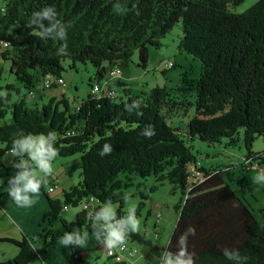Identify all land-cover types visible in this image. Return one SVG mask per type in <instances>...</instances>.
<instances>
[{
  "label": "trees",
  "instance_id": "1",
  "mask_svg": "<svg viewBox=\"0 0 264 264\" xmlns=\"http://www.w3.org/2000/svg\"><path fill=\"white\" fill-rule=\"evenodd\" d=\"M242 1L0 0V58L10 60V73L20 84H0V92H7L6 100L0 98V142L4 144L0 167L13 140L28 133L55 131L57 157H81L80 182L63 190V200L45 193L50 206L43 220L51 224L61 218L65 206H78L89 196L98 201L95 210L111 198L120 204L117 211L123 216V193L132 185V175L143 179L154 175L158 182L167 180L185 194L165 248L175 250L177 238L194 225L196 235L189 236L188 248L195 253V264H234L224 257V247L239 249L248 257L245 264H264V223L227 182V176L232 178L229 167L200 166L203 176L197 181H191L190 173V166L200 162L189 141L219 144L228 138L234 144L241 129L245 164L250 168L264 164V153L252 150L256 138L264 135V0L238 13L233 8ZM117 3L126 11L118 12ZM49 6L67 25V47L60 55L57 49L63 40L42 38L37 26H29L32 14ZM179 22V49L201 63L197 79L186 73L176 89L157 85L139 95L132 94L126 83L113 80V86L124 87L125 98L115 90V98L91 92L75 106L65 96H52L41 108L28 105L31 88L46 75L62 77L65 58L72 67L90 62L99 84L114 67L128 65L135 51L138 65L146 68L149 47H159L160 39ZM133 101L140 102L142 115L125 109ZM190 108L193 114L182 126ZM149 124L155 128L150 139L141 135ZM106 143L112 151L101 156ZM75 223L91 230L92 221L84 210L77 213ZM40 235L44 245L38 251L33 238H3L20 250L0 264H31L34 255L56 244L57 235L50 228ZM127 239L149 246L160 261L161 250L151 238L138 231ZM69 262L91 264L74 248Z\"/></svg>",
  "mask_w": 264,
  "mask_h": 264
},
{
  "label": "rangeland",
  "instance_id": "2",
  "mask_svg": "<svg viewBox=\"0 0 264 264\" xmlns=\"http://www.w3.org/2000/svg\"><path fill=\"white\" fill-rule=\"evenodd\" d=\"M257 1L259 0H243L239 5H235L233 9L238 13H241L248 10ZM181 30L182 24L179 22L175 24L174 28L170 30L165 37L160 39L161 44L159 47H149V59L146 68L138 65L139 52L135 51L131 62H129L128 65L120 67V73L117 74L116 81L118 80L119 82L126 83L132 94L139 95L142 92L148 93L150 89L157 85L176 89L181 84V79L186 73L190 79H197L201 75V63L198 58L179 49L178 45L180 44L182 35ZM170 60L174 62V66L165 67L164 62ZM62 63L65 69L61 72V75L66 80L67 87L58 86L56 88L51 87L43 89L41 84L37 83L36 86L31 88L34 95L30 96L29 94L27 101L28 105H38L41 108L43 104L48 103L52 96L57 99L65 96L73 106L78 102H81L83 99H87L88 95L92 92V85L97 83L96 68L90 62L86 64L83 62H76L75 67H72V61L69 58H65ZM10 70V60L0 58V84L6 85L9 83L19 86L20 84L15 80L10 73ZM104 82L105 81H101L100 84H104ZM111 84L114 83L111 81ZM114 87L117 93L120 96L123 95L125 98L124 87L121 85H114ZM192 114L193 108H190L186 118L182 120V126H184V122L189 120V116L191 117ZM242 137L243 130L241 129L236 137L237 141L234 144L229 143L228 138H223L219 144H208L198 139L189 141V144L192 146L191 152L197 157L202 168L210 169L215 166L219 168L229 167L232 171L233 179L227 176V182L233 190L244 196L243 198L246 203L253 209L255 217L264 223V214H262L263 212L261 211L264 209V184L253 183V177L257 175L259 170L264 169V164L252 168L245 164V154L247 149L244 146ZM3 145L4 144L0 142V148ZM252 150L254 152L264 153L263 134L256 138ZM16 160H18V158L12 157L10 151H6L3 154L1 160L3 166L2 168L0 167V171H2V174L0 175V188L3 184L5 187L7 186L8 174H15L16 170L12 165ZM80 162V154L71 157H56L53 161V175L48 177V183L42 186L39 196L34 197L36 203L31 207H20L12 200L15 206H17L16 208H18L24 216L26 214L30 215V213L34 216L35 214H41L44 210L43 208L47 206V203L45 202L47 201V196L45 193L51 196V198L54 196L55 198L63 200V195L61 193L63 183L77 185L80 182ZM60 171L61 174L59 177ZM123 177L125 178L124 175ZM132 177V185L124 189L123 196L125 193L129 194L131 199L128 201V205H137L136 214L140 220V233L151 238L155 245L160 247L162 252L166 247L168 240H170L175 225L177 224L180 210L179 206L182 205L185 194L180 187L172 185V183L167 180L162 183L158 182L157 177L154 175L149 176L146 179H143L138 175H132ZM53 184L56 185H54L56 189L54 192H49V187ZM114 204L117 206V209L120 208L119 203ZM5 206L8 208L7 203ZM81 207V204H79L78 206H70L67 209L63 208L60 213L61 218L53 221L51 225L48 221L46 229L50 228V230L57 235V241L63 236L65 231H72L74 227L88 230L86 226H80L75 223L76 215L81 210ZM125 207L126 204L124 201V208H122V210L125 211ZM45 211L42 212V216L45 214ZM0 215L2 218L0 220V231L5 230V232L12 231L16 233L18 229H20L19 225L22 223L21 220L18 222L20 224L14 225L9 223L6 218L3 219V206L1 204ZM9 218L10 220L13 219L11 215ZM64 220L66 221V224L63 223ZM30 221L28 222L32 223L34 220ZM13 222L15 223L14 220ZM88 231L91 233L92 230ZM156 232L159 233V238H155ZM42 233L43 231L39 230L32 235H24L23 237L29 239L33 238L34 248L38 251L36 248H41L44 245V237L40 235ZM57 241L56 250H59L62 245ZM126 243H132L137 246L139 252L132 259L120 262V264H151L149 259L153 258L155 253L152 252L149 246L140 244L139 241L131 242L129 239H126ZM49 247L42 254L45 253V255L51 259L50 254H52L54 250H49ZM73 248L80 253L82 257L90 261L91 264H104L105 262L116 264L115 261L118 259H109L107 254L108 249L95 240H90L86 248ZM19 250L20 247L12 242L5 240L2 242L0 241V261H8L14 258ZM41 259L45 262L44 256L42 257L38 254L34 255L31 264H41Z\"/></svg>",
  "mask_w": 264,
  "mask_h": 264
},
{
  "label": "clouds",
  "instance_id": "3",
  "mask_svg": "<svg viewBox=\"0 0 264 264\" xmlns=\"http://www.w3.org/2000/svg\"><path fill=\"white\" fill-rule=\"evenodd\" d=\"M118 12L126 11L119 3L115 5ZM47 21V25L44 23ZM37 26L38 33L42 38L51 37L63 40L65 43L57 49V54H63L67 47V25L58 18L56 9L52 6L45 7L32 14L29 26ZM0 98L7 99V92H0ZM141 104L133 101L126 104L125 109L131 113L142 115L139 111ZM73 133H69L71 135ZM141 135L151 138L155 135L153 125H147ZM58 137L55 131L47 133H28L20 134L13 140L10 155L18 158L13 163L15 174L8 179V195L20 207H31L38 197L41 187L48 183V177L53 175V161L59 155L55 147ZM112 146L104 144L100 155L110 154ZM253 183L264 184V169L259 170L253 177ZM126 207L123 216L118 215L117 206L111 198H108L98 208L89 213L92 221L91 233L74 227L72 231H65L63 236L58 239V243L65 248L80 247L86 248L90 240H95L109 251L116 249L126 242L130 233L140 230V220L137 217V205H128L130 195L125 193L123 197ZM196 235V227L189 225L177 238L176 248H165L161 252L159 264H195V253L188 248L189 236ZM31 245V241L29 242ZM223 255L226 259L233 261L234 264H245L247 256H242L239 249L224 247ZM41 264L45 262L41 259Z\"/></svg>",
  "mask_w": 264,
  "mask_h": 264
},
{
  "label": "crops",
  "instance_id": "4",
  "mask_svg": "<svg viewBox=\"0 0 264 264\" xmlns=\"http://www.w3.org/2000/svg\"><path fill=\"white\" fill-rule=\"evenodd\" d=\"M1 174H2V171H0V175ZM60 174H61V171L59 172V177H60ZM7 176H8V179H9L12 175L8 174ZM5 184H6V182H5ZM53 185H55V184H53ZM72 186H73V184H65V183H63V185H62V192H63L64 189L69 190ZM7 192H8V184H7L6 187L3 184L1 186V188H0V204L3 206V219L6 218V220L9 221V223L14 224V225L20 224V223H18L20 220L22 221V223L19 225L20 226V229H18L17 232L15 230L16 233H14L12 231L5 232V230L0 231V241L1 242L4 241L3 238H5V239H7V238L20 239L24 235L25 236L32 235V234L38 232L39 230H42L43 231L44 229H46V226H48L47 225L48 220H43V216L44 215L42 216V212L45 211L47 208L49 209V206L50 205H49L48 199H47V201H45L47 203V206L45 208H43L44 210L42 209L43 211L40 210V211H42L41 214L39 213L40 215L39 214H35L33 216V214L30 213V215L29 214H26L24 216V215H22L21 211H19L18 208H16L17 206H15V204L12 201V199H6V198H10V197H8L9 195L7 194ZM53 198H55V197L53 196ZM3 200H4V203H3ZM6 203H7V207L8 208H6V206H5ZM8 215L9 216L11 215L13 219L10 220V218H9ZM1 219L2 218H1V215H0V220ZM29 219L31 221H33V220L34 221L32 223H29L28 222V221H30ZM13 220L15 221V223L13 222ZM54 221H56V220H54ZM157 247L160 250V247L158 245H157ZM56 248H57L56 244H54L51 247H49V250H54V252H52V254H50V258L51 259H49L45 255V253L42 254V255H40L42 257L44 256L45 264H71L69 262V256L73 252V247L65 248V247L61 246V248H59V250H56ZM143 252L145 254H147L145 251H143ZM152 252H154V251H152ZM57 254H58V256H57ZM108 258L110 259L111 257L108 255ZM111 259H113V258H111ZM149 261H150L151 264H159V256L156 255V254H154V257L153 258H150ZM115 262L120 264V262H124V261L123 260L122 261H118L117 260ZM104 264H109V262L108 263L105 262Z\"/></svg>",
  "mask_w": 264,
  "mask_h": 264
},
{
  "label": "built area",
  "instance_id": "5",
  "mask_svg": "<svg viewBox=\"0 0 264 264\" xmlns=\"http://www.w3.org/2000/svg\"><path fill=\"white\" fill-rule=\"evenodd\" d=\"M164 66L165 67H172L174 66V62L173 61H166L164 62ZM120 73V68H113L112 70H110V73H108L106 75V80L104 82V84H99V83H95L93 85V88H91L92 93L99 95V96H109V97H116V93H115V89L114 86L111 84V81H115L117 74ZM53 85H57L59 87H66L67 86V82L63 77H55L53 75H46L41 83V87L43 89H48ZM34 92L30 91V96H33ZM190 173L192 175V179L191 181H197L198 179L201 178V176H203L202 170L200 169V164H193L190 166ZM55 186L54 185H50L49 187V192H54L55 191ZM97 204L98 201L96 200V198L94 196H89L87 197L83 203L81 204V210H84L88 213L92 212L93 210H95V208H97ZM64 208H68V207H64ZM155 238H159V233L156 232L155 233ZM130 240V239H129ZM132 242V240H130ZM139 252V248L137 246H135L132 243H124L123 245H121L120 247H118L117 249H113L111 251L108 250V255L111 258H118V261H125V260H129L132 259L134 256H136V254H138Z\"/></svg>",
  "mask_w": 264,
  "mask_h": 264
}]
</instances>
